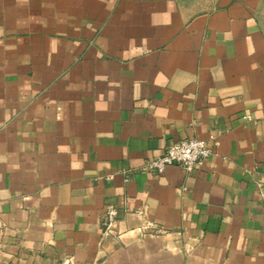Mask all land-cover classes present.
<instances>
[{"label": "crops", "instance_id": "obj_1", "mask_svg": "<svg viewBox=\"0 0 264 264\" xmlns=\"http://www.w3.org/2000/svg\"><path fill=\"white\" fill-rule=\"evenodd\" d=\"M0 264H264V0H0Z\"/></svg>", "mask_w": 264, "mask_h": 264}, {"label": "built area", "instance_id": "obj_2", "mask_svg": "<svg viewBox=\"0 0 264 264\" xmlns=\"http://www.w3.org/2000/svg\"><path fill=\"white\" fill-rule=\"evenodd\" d=\"M245 121H250V116L244 117ZM220 133L213 134L210 141L197 139H185L169 145L158 158L149 160L141 169V172L162 175L170 166L182 168L187 174H192L196 169L205 166L206 161L217 155L220 147ZM107 226H112L117 219V211L114 206H107L105 211Z\"/></svg>", "mask_w": 264, "mask_h": 264}]
</instances>
